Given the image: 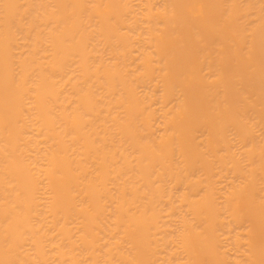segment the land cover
<instances>
[{
	"label": "bare ground",
	"instance_id": "bare-ground-1",
	"mask_svg": "<svg viewBox=\"0 0 264 264\" xmlns=\"http://www.w3.org/2000/svg\"><path fill=\"white\" fill-rule=\"evenodd\" d=\"M0 264H264V0H0Z\"/></svg>",
	"mask_w": 264,
	"mask_h": 264
}]
</instances>
